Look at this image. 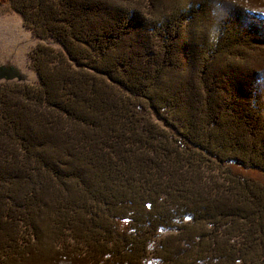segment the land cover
Segmentation results:
<instances>
[{
	"label": "trees",
	"instance_id": "16d2710c",
	"mask_svg": "<svg viewBox=\"0 0 264 264\" xmlns=\"http://www.w3.org/2000/svg\"><path fill=\"white\" fill-rule=\"evenodd\" d=\"M5 3L36 41V82L0 84V264L44 235L84 264H249L264 67L242 55L264 51V25L237 10L212 44L204 3Z\"/></svg>",
	"mask_w": 264,
	"mask_h": 264
},
{
	"label": "rangeland",
	"instance_id": "374dc122",
	"mask_svg": "<svg viewBox=\"0 0 264 264\" xmlns=\"http://www.w3.org/2000/svg\"><path fill=\"white\" fill-rule=\"evenodd\" d=\"M167 1L172 2V0ZM248 1L250 2L248 5L252 7L257 6L259 3H264V0ZM177 2H181V0H177ZM241 2L243 3L244 0H241ZM4 6H6L5 0H0V66L15 67L23 77L21 81L34 83L36 82V76L28 68L26 57L28 51L35 45L36 41L31 37L29 31L22 26L18 14L12 11H5L6 7ZM44 42L49 43L50 41L44 40ZM242 57H244L243 62L246 65H256L260 62L259 65L264 67V51H261L260 55L257 56L246 57L243 54ZM4 81L6 80L0 79V84ZM12 81L15 82L17 80ZM251 169L246 168V171L244 170L246 176L255 178L259 184H261L260 181L264 182V172ZM65 178L67 179L66 176ZM72 184L69 181L67 188L70 189ZM254 218H259V216L254 215ZM48 236L50 235H44L39 240L31 242L32 248H29L24 258H14L10 264H84L80 256L68 255L66 257H60V248L57 249L50 246L49 244L52 242L47 243ZM82 245L84 247V244ZM79 249L83 248H75V250ZM260 251H262V254H260ZM246 262L249 264H264V235L251 237L246 232Z\"/></svg>",
	"mask_w": 264,
	"mask_h": 264
},
{
	"label": "clouds",
	"instance_id": "9594fccd",
	"mask_svg": "<svg viewBox=\"0 0 264 264\" xmlns=\"http://www.w3.org/2000/svg\"><path fill=\"white\" fill-rule=\"evenodd\" d=\"M201 3L207 6V37L212 44L219 42L225 21L237 10L244 14L249 23L264 25V7H252L247 0L243 3L241 0H181L180 11L188 13L198 9ZM255 85L260 91H264V70L258 71Z\"/></svg>",
	"mask_w": 264,
	"mask_h": 264
},
{
	"label": "water",
	"instance_id": "95a60500",
	"mask_svg": "<svg viewBox=\"0 0 264 264\" xmlns=\"http://www.w3.org/2000/svg\"><path fill=\"white\" fill-rule=\"evenodd\" d=\"M0 79H4L6 81H11L16 79L17 81H21L23 80V77L15 67L0 66Z\"/></svg>",
	"mask_w": 264,
	"mask_h": 264
}]
</instances>
